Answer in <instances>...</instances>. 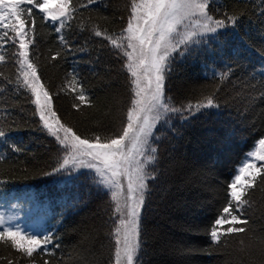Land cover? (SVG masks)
<instances>
[{"label": "trees", "instance_id": "obj_1", "mask_svg": "<svg viewBox=\"0 0 264 264\" xmlns=\"http://www.w3.org/2000/svg\"><path fill=\"white\" fill-rule=\"evenodd\" d=\"M209 12L217 18L224 12L241 13L235 31L243 40L233 38V29L222 30L216 34L219 39L210 34L199 46L210 51L177 55L172 61L166 94L177 107L195 103L217 87L220 107L204 109L188 120L173 115L168 125H157L154 137L159 139L153 143L158 178L149 181L151 196L142 214L140 264H249L259 259L264 240V185L259 177L246 197L250 206H245L253 231L227 237L223 247L214 244L205 229L228 201L236 167L264 138V0H210ZM33 15L36 32L30 59L52 95L53 110L82 137L118 133L133 97L130 74L126 58L103 36H95L93 25L119 34L127 24L129 0H98L81 8L60 33L36 11ZM0 44V55L5 56L0 62V127L8 131L7 142L0 141V213L26 234L52 237L47 247L54 252L28 258L0 242V264H81V257L91 264H112L108 190L93 181L94 171L87 168L46 174L58 165L62 147L42 130L30 91L16 83L18 44ZM229 67L231 74L221 81L220 73ZM73 75L90 101L79 110L73 108L79 103L76 93L63 90ZM12 145L20 151H13Z\"/></svg>", "mask_w": 264, "mask_h": 264}, {"label": "snow or ice", "instance_id": "obj_2", "mask_svg": "<svg viewBox=\"0 0 264 264\" xmlns=\"http://www.w3.org/2000/svg\"><path fill=\"white\" fill-rule=\"evenodd\" d=\"M97 3L98 0H86V3L76 0L75 4L73 0H0V41H11L14 46L18 44L15 53L19 66L16 83L30 91L42 130H46L62 147L63 156L58 165L46 174H71L83 168L93 170V181L110 194V219L113 224L109 236L114 249L112 264H140L144 243L141 238L142 214L145 202L151 196L149 181L158 178V149L153 143L154 139H159L154 137L157 125H168L173 115L188 120L204 109L220 107L216 96L219 87L212 93L202 95L195 103L188 101L177 107L172 97L166 94V78L171 71L172 61L177 55L183 57L197 51H210L199 46L206 43L205 38L210 34L219 39L216 34L222 30L233 29V38L243 40L235 31L242 14L224 12L223 18H217L209 12L210 0H129L127 24L119 34H108L107 29L100 30L99 24L93 25L94 35L103 36L113 49L126 58L124 67L130 74L129 87L133 97L126 121L118 133L103 138L100 135L88 138L62 122L53 110L52 95L42 83L37 65L30 59L29 48L35 43L34 11L42 21L50 22L54 30L60 33L75 18L79 9ZM9 31L12 36H9ZM60 40L67 43L63 35ZM58 56L59 53L52 59ZM260 59L264 61V53L260 54ZM4 61L5 56L0 55V62ZM231 72L229 67L227 72L220 73L221 81ZM260 75L264 77V68ZM63 90L76 93L75 99L79 103L73 104L74 109L79 110L84 104H90L82 83L75 75L66 82ZM7 136L8 131L0 127V141L7 142ZM12 150L20 151L15 145H12ZM247 155L250 159L243 162L228 185V201L210 227L205 229L216 245L227 247V237L253 231L251 218L245 215V206L249 205L246 197L249 190L256 186L258 177L260 184L264 185V163H261L264 162V138L259 139L255 149ZM3 160L4 157L0 156V163ZM11 219L0 213V242L28 258L34 254L54 255L47 247L53 243L52 237L26 234L19 225L11 224ZM222 237L225 238L223 241ZM53 247L59 245L54 244ZM258 253L259 259L249 264H264V240ZM80 259L81 264H91L84 257ZM43 264L50 262L44 260Z\"/></svg>", "mask_w": 264, "mask_h": 264}, {"label": "rangeland", "instance_id": "obj_3", "mask_svg": "<svg viewBox=\"0 0 264 264\" xmlns=\"http://www.w3.org/2000/svg\"><path fill=\"white\" fill-rule=\"evenodd\" d=\"M258 142V141H257ZM257 142L255 143V145H254V147L249 151V152H251V151H253L254 149H255V147L257 146ZM177 146V144L176 145H174V147H176ZM248 152V153H249ZM247 153V154H248ZM246 154V156H245V158L241 161V163L236 167V171H235V174H234V176L238 173V169L242 166V164H243V162L246 160V159H250L249 157H248V155ZM259 165V164H258ZM259 167V166H258ZM234 176H233V178H234ZM226 226V225H225Z\"/></svg>", "mask_w": 264, "mask_h": 264}]
</instances>
